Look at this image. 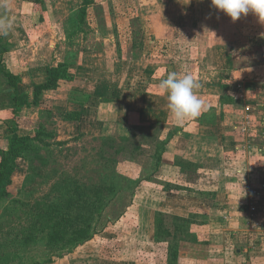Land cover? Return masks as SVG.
Wrapping results in <instances>:
<instances>
[{
  "label": "rangeland",
  "instance_id": "obj_1",
  "mask_svg": "<svg viewBox=\"0 0 264 264\" xmlns=\"http://www.w3.org/2000/svg\"><path fill=\"white\" fill-rule=\"evenodd\" d=\"M92 2L81 32L76 31V14L83 0H43L39 4L25 0L24 9L9 20L10 56L21 71L27 69V64H38V60L53 55L52 63L65 61L73 66L81 62L98 72L124 68L123 80L129 88L111 110L112 102L106 97L103 103L98 98L87 104L99 112L100 121L80 133L64 125L65 103L60 110L59 105L50 102V94L47 98L51 100L44 99L39 107L26 110L22 115L35 116L28 117L34 120L28 130L43 125L52 137L47 139V147H41L38 153L31 151L24 159L30 174L28 171L21 188L22 178L15 179L12 197L32 205L50 195L54 198L61 183L71 188L77 183L89 193L92 208L98 212L89 246L113 258L111 262L138 259L142 264H166L170 244L154 243L156 214L179 216L173 209L176 201L185 204L189 193L204 192L213 197L218 183L216 172L202 174L199 167L189 170L197 171L193 177L183 173L179 163L187 161V146H191L190 155L205 152L211 158L230 156L236 147L238 152L244 150V156L264 150V126L254 124L255 137H248L239 120L243 110L255 108L249 104L264 103V22L251 12L232 21L211 0ZM6 4L11 8L10 0ZM7 20L2 11L0 21ZM19 52L22 56L18 60H23L20 64ZM173 72L178 77L193 76L200 84L195 93L204 105L200 116L179 124L168 110L167 93L158 87ZM96 76L89 80H101ZM68 83H63L64 91L59 93L66 102L73 97L85 101L88 93H76L77 86ZM11 99L6 89L0 92L3 126L7 125L3 120L10 119L14 126ZM259 121L264 125L261 118ZM185 134H189L188 143ZM165 141L168 144L163 159L154 173L155 153ZM6 144L0 145V152L7 150ZM254 157L252 152L250 162ZM263 159L261 156L262 165ZM233 166L231 161L226 172ZM222 181L228 179L223 177ZM231 193L234 195V191ZM8 205V200L0 199V213ZM197 212L189 215L202 221L204 214ZM213 223L219 225L218 220ZM19 225V221L11 225L3 219L0 238H5L9 227L16 229ZM207 226L196 222L193 229L203 238ZM45 247L31 250L39 251L41 259H48L49 255L42 256Z\"/></svg>",
  "mask_w": 264,
  "mask_h": 264
},
{
  "label": "crops",
  "instance_id": "obj_2",
  "mask_svg": "<svg viewBox=\"0 0 264 264\" xmlns=\"http://www.w3.org/2000/svg\"><path fill=\"white\" fill-rule=\"evenodd\" d=\"M5 3L6 0H0V13L2 11L4 12L8 19L6 23L10 24L9 20L12 21V19H15L14 17L18 15V12L24 9L25 0H10L11 8L7 6V4L5 5ZM3 17L4 16L2 15V18ZM10 28L11 27L7 29V36L4 34L3 28H0V37H3L4 45H6L8 51L7 53H2V49L0 48V92H3L6 89L8 93H13V90L8 86L7 78L3 73V69L6 67L10 71L21 76L22 83L20 84V93L30 94L34 85L42 84L46 81L49 76V69L62 63V61L52 63L53 55H51L50 58L41 60L42 62H39L38 60V62H36L38 64H27V69L21 71L15 64V61L13 60L12 62L10 56L12 55L11 40L8 33L11 30ZM21 56V52L17 53V62L19 64L23 62V60H21V62L18 60ZM81 64V62H77L75 65L70 66V73L73 77L72 81H62L57 90L49 91L44 96L45 100L51 98L52 100L50 99V102H54V105H59V109L64 107L65 103L67 113H79L81 115L79 121H68L63 119L65 120L63 122L64 125L73 126V129H76L79 133L84 132L89 125L94 127L96 124L95 122L100 121L99 112L93 110V108L87 106V104L91 101L95 102L98 98L100 99V102L102 101L103 103L104 100L102 98L106 97L108 102H112V106H110L111 110V107H117L118 103L121 102L125 90H129V88H125L126 85L123 80V76H125L126 72L122 70L124 68L112 72L110 69H108L107 72H98L95 69H89L90 66L87 64L85 67ZM71 67H76L79 72L74 73V70ZM121 73H123V75H121ZM95 74L97 75L95 78H101V80H89L92 78V75ZM82 78L84 81H82ZM63 83L76 85V93H88V96L84 98L85 101H80L78 98L73 97L72 99H67V101L70 102H66L64 95L61 96L59 94L64 91L61 88ZM72 91H74V89L70 90V92ZM48 95L50 96L49 99L47 98ZM259 104L261 103L259 102L257 106L256 104L249 105L259 108ZM26 110L29 111L31 109H25L23 113ZM60 110L63 111V108ZM28 117L34 118L35 116L30 115ZM10 120H3L7 122V125L4 124L7 128L3 126L2 121L0 122V134L2 132L6 134L4 137L0 136V145L7 142V147L12 137V124L9 122ZM33 134L34 130L21 129L19 131V135L21 136ZM179 134L180 132L178 135ZM182 135L184 136V134ZM188 135L189 134H185V141H187V143L189 140ZM187 147L185 153L188 154V157L185 159L188 162L199 165L202 174L216 172L218 175V183L216 185L217 188L214 190L213 197L211 194H205L204 192L203 194L200 193L202 195L189 193L186 196L187 201L185 204H180L178 201H176V204H173V209L177 210L175 212L176 215L189 218V214L195 210L198 211L197 213L204 214V217L202 218L203 220H197L196 222H202V225L208 224V232H206V236H203V238L198 232L197 234L194 232L193 228L196 223L192 225L191 232L196 236L197 241L195 243H182V248L180 249L182 257L179 264H264V228H261L260 230H258V228H252L248 222L249 210L252 206L254 191L259 188L263 178L261 171V157L255 156L250 162L252 152H248L246 154L248 156H244V150L240 148V152H238V147H236L235 150L233 149L230 156L218 155L211 158V156L205 152H197L196 154L190 155L191 146ZM231 161L234 163V166L230 172L227 173L226 166H228ZM28 170L24 159H19L18 170L13 177V186H15L14 181L16 178H22L20 188L25 184ZM240 171L242 174L238 173ZM223 177L228 179V181L223 183ZM186 187H188V185ZM232 191H234V195L231 193ZM185 205L186 208L184 207ZM255 208L258 209L260 216L258 221H261L264 216V208L260 205L255 206ZM212 213H214V215ZM216 219L218 220L219 225L213 223V221H217ZM100 253V250L93 249L89 246V243H86L72 253L65 254L59 258H54V261L49 264H142L138 259H133L132 261L128 260V262L121 260L120 263L111 262L113 258L110 259V257H104ZM47 254L48 252L45 250L42 252V256ZM40 256L41 253L35 250L32 254V259L34 261L31 262V264H46L42 261L43 259H41ZM10 264H17V262H12Z\"/></svg>",
  "mask_w": 264,
  "mask_h": 264
},
{
  "label": "trees",
  "instance_id": "obj_3",
  "mask_svg": "<svg viewBox=\"0 0 264 264\" xmlns=\"http://www.w3.org/2000/svg\"><path fill=\"white\" fill-rule=\"evenodd\" d=\"M42 1L35 0V3L39 4ZM92 3V0H83L76 14L77 32L83 30L88 9ZM0 48L2 53L8 52L3 37H0ZM3 73L7 78L8 86L13 90L11 114L14 126L11 127L12 137L7 150L0 152V199L9 201V205L0 215V230L3 219L9 220L11 225L19 221L20 225L16 229L14 226L9 227L5 238L3 240L0 238V264L12 262L31 264L34 261L32 254L35 251L31 248L40 245L46 246L45 249L49 255L48 259H43L46 260L45 262L42 261L49 264L54 261L52 256L62 257L72 253L94 238L93 221L98 212L94 210L95 207L92 208L89 193L77 183L73 188L68 183H61L56 189L54 198H50V195L31 205L22 200L13 199L11 189L14 174L18 170V160H27V155L31 151L38 153L41 147H47L49 145L47 139L52 137L43 125L36 127L33 135H19L21 129H29L34 125V120L22 115L23 111L39 107L47 92L57 90L62 81H72L73 77L70 74V65L62 62L49 69V76L44 83L34 85L30 94H22L19 91L22 83L21 76L6 67ZM63 118L68 121H79L81 115L63 113ZM65 143L60 142L61 145ZM166 144L168 141H165L162 148H158L155 153L154 173L158 171L159 163L163 159ZM179 165L186 176L193 177V174H198L197 171L189 170L199 165L188 161H181ZM28 171L30 174V170ZM110 189L114 190L113 186ZM28 207L33 209L29 211ZM170 218L172 222L168 224ZM192 218L191 216L186 219L180 216L172 217L162 212L156 214L154 241L158 244L168 241L170 244L166 264H179L182 257L180 252L182 243L197 241L191 233V227L196 223ZM26 221L27 225L23 223Z\"/></svg>",
  "mask_w": 264,
  "mask_h": 264
},
{
  "label": "clouds",
  "instance_id": "obj_4",
  "mask_svg": "<svg viewBox=\"0 0 264 264\" xmlns=\"http://www.w3.org/2000/svg\"><path fill=\"white\" fill-rule=\"evenodd\" d=\"M211 3L232 21L251 12L264 22V0H211ZM9 27L10 24L0 21V28H3L5 35ZM158 87L162 93H167L168 110L178 124L200 116L204 105L195 93L200 84L191 74L178 77L175 72L169 73L167 78L160 81Z\"/></svg>",
  "mask_w": 264,
  "mask_h": 264
},
{
  "label": "built area",
  "instance_id": "obj_5",
  "mask_svg": "<svg viewBox=\"0 0 264 264\" xmlns=\"http://www.w3.org/2000/svg\"><path fill=\"white\" fill-rule=\"evenodd\" d=\"M243 114L240 115L239 120H241V130L245 133L248 137H255V135H252L253 132H255L254 124L257 126H264L261 124L259 119L261 118L262 121H264V103L259 104V108L255 107H247L245 110H243ZM253 128V129H252ZM248 149V148H247ZM253 148H250L248 150L252 151ZM255 153V156L261 157L264 156V150H258V151H252ZM264 162V159H263ZM261 171L263 174V178L261 181V184L259 188H257L254 191L253 199H252V206L249 210V225L252 228H258L260 230L261 228H264V216L261 221H258L260 218L258 209L255 208V206H261L264 208V165L261 167ZM239 174H242L241 171L238 172ZM254 206V207H253Z\"/></svg>",
  "mask_w": 264,
  "mask_h": 264
}]
</instances>
